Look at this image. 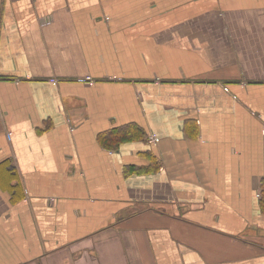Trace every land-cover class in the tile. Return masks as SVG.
Masks as SVG:
<instances>
[{
  "label": "crops",
  "instance_id": "1",
  "mask_svg": "<svg viewBox=\"0 0 264 264\" xmlns=\"http://www.w3.org/2000/svg\"><path fill=\"white\" fill-rule=\"evenodd\" d=\"M263 193L264 0H0V264H264Z\"/></svg>",
  "mask_w": 264,
  "mask_h": 264
},
{
  "label": "trees",
  "instance_id": "2",
  "mask_svg": "<svg viewBox=\"0 0 264 264\" xmlns=\"http://www.w3.org/2000/svg\"><path fill=\"white\" fill-rule=\"evenodd\" d=\"M143 140L147 139V135L144 132V130L136 127V126H131V128H119V129H114L109 132H107L103 136V140L106 143L107 147H112V148H117L119 147L122 143L125 141H132V140ZM151 155V151H150ZM154 158V155H153ZM158 166L155 168H152L151 166L148 168H140V169H132L134 172H139V173H145V172H153L158 170ZM261 209L264 211V193L261 197Z\"/></svg>",
  "mask_w": 264,
  "mask_h": 264
},
{
  "label": "built area",
  "instance_id": "3",
  "mask_svg": "<svg viewBox=\"0 0 264 264\" xmlns=\"http://www.w3.org/2000/svg\"><path fill=\"white\" fill-rule=\"evenodd\" d=\"M89 79H91V78H89ZM156 139H157V137L155 135H153V136L150 137V140L155 141Z\"/></svg>",
  "mask_w": 264,
  "mask_h": 264
}]
</instances>
